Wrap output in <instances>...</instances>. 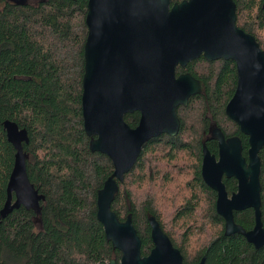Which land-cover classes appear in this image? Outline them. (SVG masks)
<instances>
[{
    "label": "trees",
    "instance_id": "trees-1",
    "mask_svg": "<svg viewBox=\"0 0 264 264\" xmlns=\"http://www.w3.org/2000/svg\"><path fill=\"white\" fill-rule=\"evenodd\" d=\"M89 0H28L25 6L0 0V211L17 151L3 123L26 129L27 173L45 201L41 214L24 207L0 224V264H110L120 261L99 222L98 193L114 173L112 160L93 152L84 127L83 79ZM184 0H172L171 5ZM237 26L253 35L264 51V0H234ZM177 73H190L203 92L178 109L179 133L163 134L145 144L134 168L119 183L112 210L121 221L132 216L142 240V255L154 248L150 217H155L185 264H264V247L256 249L241 234L225 236L217 212V193L202 176L204 144L218 156L214 128L242 141L248 157L249 137L226 114L238 82L232 60H194ZM140 113L125 116L138 126ZM261 198L264 224V148ZM229 190L236 182L225 180ZM246 231L255 212H235Z\"/></svg>",
    "mask_w": 264,
    "mask_h": 264
},
{
    "label": "water",
    "instance_id": "water-1",
    "mask_svg": "<svg viewBox=\"0 0 264 264\" xmlns=\"http://www.w3.org/2000/svg\"><path fill=\"white\" fill-rule=\"evenodd\" d=\"M25 6L28 0H9ZM89 0L86 25L83 118L93 152L107 155L114 173L98 193L99 222L114 249L122 253L110 264H185L179 249L155 217L149 218L154 248L142 255V240L132 216L121 221L112 210L119 183L136 165L143 148L163 134L176 136L181 127L180 106L203 92V84L190 73L177 75L204 57L207 61L236 63V91L226 107L227 116L249 137L248 159L242 141L226 138L216 127L211 138L218 142V156L203 148L202 176L217 193V212L225 220V236L243 235L256 249L264 247L262 222V160L264 148V51L256 38L237 26L234 0ZM140 113L137 127L125 121ZM8 141L17 151L7 186L1 221L24 207L41 214V194L27 173L29 156L24 144L26 129L12 121L3 123ZM224 176L238 181V191L229 196ZM253 209L255 226L246 231L235 221V212ZM202 258L198 264H205Z\"/></svg>",
    "mask_w": 264,
    "mask_h": 264
},
{
    "label": "flooded vegetation",
    "instance_id": "flooded-vegetation-1",
    "mask_svg": "<svg viewBox=\"0 0 264 264\" xmlns=\"http://www.w3.org/2000/svg\"><path fill=\"white\" fill-rule=\"evenodd\" d=\"M200 59V58H199ZM197 60V59H196ZM213 62V61H212ZM183 68V67H182ZM186 68V67H185ZM183 74V73H182ZM177 75H178V73H177ZM180 75V74H179ZM192 75V74H191ZM197 79V78H196ZM190 101V100H189ZM181 107V106H180ZM179 107V108H180ZM185 107V106H184ZM178 108V109H179ZM212 133V132H211ZM227 138V137H226ZM228 138H231V137H228ZM204 145H206V144H204ZM218 146H219V144H218ZM242 148H243V146H242ZM249 152V151H248ZM244 156V155H243ZM245 157V156H244ZM246 159H248V157H245ZM225 180H233V181H235L236 182V190L234 191V190H229V186H227V184H226V182H225ZM223 182H224V184L226 185V189H227V192H228V194H229V196H232L234 193H236L237 191H238V181L234 178V177H232V178H228L227 176H224V178H223Z\"/></svg>",
    "mask_w": 264,
    "mask_h": 264
}]
</instances>
